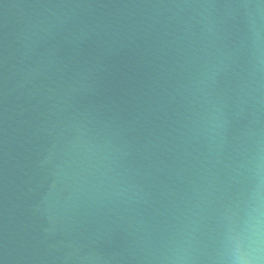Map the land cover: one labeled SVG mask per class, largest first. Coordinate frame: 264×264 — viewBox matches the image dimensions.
Listing matches in <instances>:
<instances>
[{
    "label": "water",
    "instance_id": "1",
    "mask_svg": "<svg viewBox=\"0 0 264 264\" xmlns=\"http://www.w3.org/2000/svg\"><path fill=\"white\" fill-rule=\"evenodd\" d=\"M264 259V0H0V264Z\"/></svg>",
    "mask_w": 264,
    "mask_h": 264
},
{
    "label": "clouds",
    "instance_id": "2",
    "mask_svg": "<svg viewBox=\"0 0 264 264\" xmlns=\"http://www.w3.org/2000/svg\"><path fill=\"white\" fill-rule=\"evenodd\" d=\"M242 243H247L249 251L247 253L246 259L238 262V264H264V259H262L261 247L259 241V233L257 232L256 238L254 239L251 234L241 233L240 236Z\"/></svg>",
    "mask_w": 264,
    "mask_h": 264
}]
</instances>
